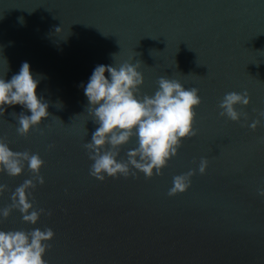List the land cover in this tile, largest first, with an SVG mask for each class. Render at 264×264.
I'll return each mask as SVG.
<instances>
[{"label": "water", "instance_id": "water-1", "mask_svg": "<svg viewBox=\"0 0 264 264\" xmlns=\"http://www.w3.org/2000/svg\"><path fill=\"white\" fill-rule=\"evenodd\" d=\"M114 54L116 64L140 62L141 94L151 95L161 76L199 90L196 135L162 175L89 174L82 145L96 125L83 84ZM24 61L50 116L23 136L11 115L21 108L8 107L0 140L43 159L45 183L32 202L51 215L31 225L13 209L0 229L52 228L48 264H264V123L247 127L264 110V0H0V76ZM245 90L251 104L238 110L247 121L220 116L224 94ZM135 146L133 139L121 156ZM201 157L206 173L191 178L186 194L169 196L172 178ZM32 175L27 167L18 177L0 173V208Z\"/></svg>", "mask_w": 264, "mask_h": 264}, {"label": "clouds", "instance_id": "clouds-1", "mask_svg": "<svg viewBox=\"0 0 264 264\" xmlns=\"http://www.w3.org/2000/svg\"><path fill=\"white\" fill-rule=\"evenodd\" d=\"M115 56L113 64L96 65L83 84L87 112L96 125L90 140L82 145L91 161L89 174L99 181L106 177L127 178L137 173L145 178L162 175L169 161L177 156L183 141L196 135V110L202 103L199 90L161 76L151 95L141 94L144 76L139 70L140 62L116 64ZM39 85L40 78L33 74L27 61L22 62L19 71L10 78H6V74L0 76V115H4L8 107L21 108L19 113H11L17 121L19 135L27 136L50 116L49 102L38 93ZM250 104L246 90L226 92L218 103L219 115L238 123L242 118L247 121V114L239 111L238 106ZM257 117L247 123V127L255 130L264 123V110L258 111ZM133 139L136 146L128 148L122 157L121 149ZM43 166L38 153L15 152L0 140V173L18 177L27 167L33 174L11 192V204L0 208V218H7L15 209L25 223L36 225L42 214L51 215L32 202V190L37 184L45 183L41 175ZM207 167V158L201 157L196 169L174 176L168 195L186 192L191 178L197 172L205 174ZM6 190L7 186L0 184V195ZM258 191L264 196V188ZM54 237L50 227H33L28 231L0 229V264H48L45 257Z\"/></svg>", "mask_w": 264, "mask_h": 264}, {"label": "snow or ice", "instance_id": "snow-or-ice-1", "mask_svg": "<svg viewBox=\"0 0 264 264\" xmlns=\"http://www.w3.org/2000/svg\"><path fill=\"white\" fill-rule=\"evenodd\" d=\"M192 138H194V136H193ZM176 158H178V157H176ZM171 162H172V161H169V163H168L169 166L171 165ZM146 179H148V178H146ZM190 189H191V186L188 188V190H190ZM183 193L186 194V192H183Z\"/></svg>", "mask_w": 264, "mask_h": 264}]
</instances>
